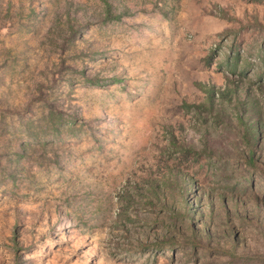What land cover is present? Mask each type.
Listing matches in <instances>:
<instances>
[{
    "label": "rangeland",
    "instance_id": "1",
    "mask_svg": "<svg viewBox=\"0 0 264 264\" xmlns=\"http://www.w3.org/2000/svg\"><path fill=\"white\" fill-rule=\"evenodd\" d=\"M68 9L79 32L63 47L52 25ZM262 47L264 0H0V264H264V139L251 166L237 118ZM228 80L243 90L231 131L204 89ZM50 108L75 130L56 136ZM178 173L188 209L163 184L161 202L131 208L142 218L127 234L124 188L147 196ZM222 192L235 196L225 213Z\"/></svg>",
    "mask_w": 264,
    "mask_h": 264
},
{
    "label": "trees",
    "instance_id": "2",
    "mask_svg": "<svg viewBox=\"0 0 264 264\" xmlns=\"http://www.w3.org/2000/svg\"><path fill=\"white\" fill-rule=\"evenodd\" d=\"M106 12L107 17L109 20L113 18L112 16H109L112 13V4L110 2H107ZM66 16L67 19L65 21V24L67 26V29L65 30V27L61 25V16H58L55 18L54 23L52 25L53 30V37L52 42L56 41L58 38L61 37L62 40V46L67 47L68 43H71L72 40L77 36V33L79 32L78 28L74 25V21L77 20V16H72L69 9L66 10ZM120 16V15H119ZM116 16L117 18L119 17ZM104 21H106L104 19ZM65 30V31H64ZM261 57L262 65L259 66L258 69V90L253 91L250 87H248L246 90H242L240 86L238 85V82L235 80H228L226 86L221 89L220 91H217L214 87H204L205 92L208 96V110L209 112H214V118L222 120L223 122H226V129L231 131L232 123L233 121L229 119L230 114L228 112L229 103H231L232 98L239 97V90L246 93L244 100L242 103L237 106L239 110L238 115V121L241 125L244 126V131L242 133L244 142L246 144V151H243V158L246 160L248 164L251 166H257V158H256V152L258 150V145L261 142V139H264V135H262V131L264 130V110L263 105L261 102V94L264 95V48H261ZM241 57V55H238L236 57L232 56V60H235V62ZM250 63V61H247ZM237 63V62H236ZM234 63L231 65L230 71L232 73L237 72V64ZM260 68L262 70H260ZM93 82L98 84V81L95 79H92ZM215 94L220 95L219 102H216ZM220 104L217 106V104ZM47 121L48 123L53 124V129L55 131L56 136L59 134L60 128L62 126H67L68 128H71L72 130H75L76 124L74 123L75 119L69 120L64 118V113L60 110H56L55 108H50L46 111ZM48 125H45L47 127ZM202 138L204 139V146L207 148L208 143L210 142L207 133H205ZM236 142V139L234 140V143ZM25 150V149H24ZM192 150H194V147L191 145L189 147L181 149L182 153L186 156L188 155ZM205 149H203L204 151ZM23 153H19V156H22ZM192 180L190 177H185V175H182L180 173L175 174L173 178H169L168 180L163 181H150V184L147 186V190L151 193L147 196H144V192L142 191L144 188L139 183L134 184H128L124 191L120 194L119 200H120V208L118 213V219L117 222L121 225V228L127 233L132 234V230L130 229L132 226L128 225L129 221H135L138 219H141L140 213H136L134 217H132V207L135 204H154L155 200L157 202H161L163 198L161 197V191H163L161 188L162 185L165 184L166 187L172 188L174 190L178 189L180 191V195L183 196L184 204L186 205V199L184 198V194L187 191V187L191 184ZM175 194H177L175 192ZM205 195L207 196L208 204L211 207L212 211H214V204L215 199L213 198L212 194L210 193V190L205 191ZM255 200H257V196H253ZM146 198V199H145ZM228 196L226 193L222 192L220 194V209L219 211H224V213L228 210ZM229 199H235L234 197H231ZM237 202V199H236ZM237 205V203H235ZM259 204V200H257V206ZM167 205V204H166ZM187 207V205H186ZM259 208V207H258ZM167 209L171 212V216L168 217V220L171 223L175 222L176 218H179V212L175 211L173 205H167ZM188 209V207H187ZM178 212V213H177ZM124 221V222H121ZM143 245V243H141Z\"/></svg>",
    "mask_w": 264,
    "mask_h": 264
}]
</instances>
